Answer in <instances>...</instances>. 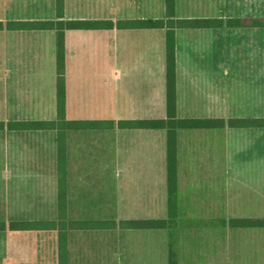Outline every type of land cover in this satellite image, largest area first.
Wrapping results in <instances>:
<instances>
[{"label":"rangeland","instance_id":"obj_1","mask_svg":"<svg viewBox=\"0 0 264 264\" xmlns=\"http://www.w3.org/2000/svg\"><path fill=\"white\" fill-rule=\"evenodd\" d=\"M190 1L181 0L177 14L264 16V0H198L200 6L196 0L198 6H189ZM195 39L199 54L179 58L183 65L199 66L202 84L195 101L182 103L181 114L224 119L225 127L184 129L181 143L177 137L174 248L179 264H264V228L257 227L256 235H250L251 228L231 226L230 237L226 229L227 218L251 217L244 213V202L254 191L263 196L262 212L256 217L264 218V128L226 127L228 119L223 117L226 106L237 117H264V28H205ZM231 89L238 95L232 101ZM39 105L40 117L54 115L50 104ZM175 112L180 114L177 104ZM121 132L88 131L70 140L66 181L70 217L168 218L167 133L151 131L143 152L133 136ZM54 141L51 133H40L32 148L16 136L0 140V210L4 202L12 214L37 204L39 217H54L59 192L52 167ZM226 154L234 160L230 168ZM137 201H145L146 207H138ZM70 235V264H168L166 228L129 230L123 236L117 230ZM7 239L11 242L7 251L23 261L6 264H29L27 250L17 245L20 238ZM55 245L52 235L39 234L37 264H58Z\"/></svg>","mask_w":264,"mask_h":264},{"label":"crops","instance_id":"obj_2","mask_svg":"<svg viewBox=\"0 0 264 264\" xmlns=\"http://www.w3.org/2000/svg\"><path fill=\"white\" fill-rule=\"evenodd\" d=\"M193 1L188 2L189 6L202 5L198 0H196L197 4ZM180 4L181 0H174L173 19L175 20L223 18L226 21L228 17L235 16L179 15L177 7ZM57 5V0H0V123L4 124L0 127V140L4 142L7 141L8 136H16L23 145L32 148L38 145L40 133L53 134L55 158L52 167L58 182L56 131L9 126V123L14 121L32 122L54 120L58 117L57 34L60 26L44 27L40 26V22L63 23L66 120H110L111 130H116L118 134L126 131L128 135L133 136L132 141L140 144L145 152V146L151 142V131L166 132V130L125 127L121 126L120 122L167 118L168 85L166 28H145L139 23L149 19H166L167 0H63L61 14L58 13ZM81 22L85 25H72V23ZM223 27L225 28L226 25ZM205 28L209 27H177L175 29L176 104L180 112L176 115L178 118H203L181 114L183 102L195 101L194 95L198 93L199 84H202V75L198 73L201 71L198 70L199 66L183 65L179 56L199 54L200 43L195 37L197 38L199 31ZM228 29L230 30L226 27L227 31ZM228 71L227 68L224 69L226 76ZM226 85L230 86V83ZM235 92L234 89L229 91V97L232 96L231 101L238 96ZM40 102L47 107L50 104L54 115L40 117ZM223 117L240 118L234 116L228 106H226V116ZM99 130L103 129L67 131L66 181L70 167V140L75 135ZM183 130L179 129L177 133L179 143H181L180 133ZM130 141L131 138L128 139V142ZM164 143L166 150V138ZM233 165V158L230 154H226V167L230 168ZM228 172L230 175L229 169L226 170V173ZM230 180L228 184H231ZM247 195V201L244 202L247 211L244 213L250 215L249 218H260L256 216L262 212V193L254 191ZM63 196L69 219H85L70 217L66 190ZM135 198L138 199V197ZM58 200L59 192L54 217H39L37 204L30 210L12 214L7 211L8 204L4 202L0 210V221L5 222L6 228L0 230V264H6L13 259L21 260L17 258V255L7 251V243L10 242L7 238L11 236L20 238L18 242L16 241L17 245L27 250L26 262L37 264L39 234L52 235L56 238V233L37 229L10 230L8 223L13 220L35 222L39 219H55L59 208ZM136 204L140 208L146 207L145 201H137ZM147 207H149L148 204ZM226 207H231L230 198L227 199ZM111 220L115 222V227L111 231H120L122 236L129 230H151L129 226L122 228L126 222L130 221L129 219ZM231 220L232 218L226 219V229H229L228 237L232 235L230 234L232 233ZM240 228H251L250 235L257 233V227ZM55 248L57 249V240ZM69 250H71L70 242Z\"/></svg>","mask_w":264,"mask_h":264},{"label":"trees","instance_id":"obj_3","mask_svg":"<svg viewBox=\"0 0 264 264\" xmlns=\"http://www.w3.org/2000/svg\"><path fill=\"white\" fill-rule=\"evenodd\" d=\"M58 13L61 14L63 9V0H57ZM174 0H167V18L166 19H149L139 22L145 28H166V45H167V106L168 117L165 119H148V120H127L120 122L125 127H142L150 129H165L167 133V182H168V218L164 219H147L132 220L126 222L122 228H139V229H168L169 255L168 264H179L178 255L174 248L175 242V223L177 217V150L176 140L179 129L194 128H223L225 127L224 119L212 118H178L176 116V87H175V65H176V33L177 27H211L221 28L226 25L229 28H264V16H230L223 18L209 19H173ZM62 22L45 21L40 22V26L58 27L57 34V110L58 117L54 120H38L32 122L14 121L10 122L11 128H33L39 130H54L57 134V173L59 182V200L58 214L55 219H39L35 222L13 220L8 223L10 230L37 229L39 231H53L56 233L58 264H70L69 242L70 234L75 231L96 232L111 231L115 227V222L111 219L103 218H85L69 219L66 212V203L63 196L66 190V159L67 146L66 134L71 129H109L110 120H77L71 121L65 118V55L63 51V31ZM72 25H85L81 23H72ZM4 124L0 123V127ZM226 126L236 128H264V117H240L230 118L226 121ZM231 225L235 227H261L264 228V218H236L231 220ZM6 224L0 221V230H4Z\"/></svg>","mask_w":264,"mask_h":264}]
</instances>
